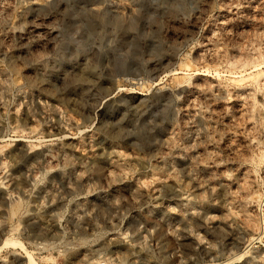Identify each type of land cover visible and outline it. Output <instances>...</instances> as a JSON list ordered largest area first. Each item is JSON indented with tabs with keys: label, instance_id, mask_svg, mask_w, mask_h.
Returning a JSON list of instances; mask_svg holds the SVG:
<instances>
[{
	"label": "rangeland",
	"instance_id": "374dc122",
	"mask_svg": "<svg viewBox=\"0 0 264 264\" xmlns=\"http://www.w3.org/2000/svg\"><path fill=\"white\" fill-rule=\"evenodd\" d=\"M0 264H264V0H0Z\"/></svg>",
	"mask_w": 264,
	"mask_h": 264
},
{
	"label": "bare ground",
	"instance_id": "6f19581e",
	"mask_svg": "<svg viewBox=\"0 0 264 264\" xmlns=\"http://www.w3.org/2000/svg\"><path fill=\"white\" fill-rule=\"evenodd\" d=\"M30 261L33 262L32 257L30 256Z\"/></svg>",
	"mask_w": 264,
	"mask_h": 264
}]
</instances>
